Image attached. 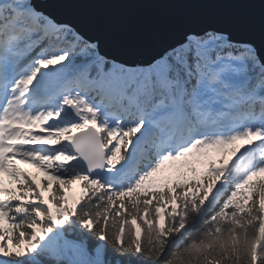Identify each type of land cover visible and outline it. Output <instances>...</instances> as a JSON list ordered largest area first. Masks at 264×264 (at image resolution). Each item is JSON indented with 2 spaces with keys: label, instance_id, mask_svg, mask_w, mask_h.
I'll return each mask as SVG.
<instances>
[{
  "label": "snow or ice",
  "instance_id": "6c2138e0",
  "mask_svg": "<svg viewBox=\"0 0 264 264\" xmlns=\"http://www.w3.org/2000/svg\"><path fill=\"white\" fill-rule=\"evenodd\" d=\"M0 264H264V47L208 28L128 63L0 0Z\"/></svg>",
  "mask_w": 264,
  "mask_h": 264
},
{
  "label": "water",
  "instance_id": "95a60500",
  "mask_svg": "<svg viewBox=\"0 0 264 264\" xmlns=\"http://www.w3.org/2000/svg\"><path fill=\"white\" fill-rule=\"evenodd\" d=\"M38 8L97 40L106 56L141 63L189 31L231 32L264 47V0H34Z\"/></svg>",
  "mask_w": 264,
  "mask_h": 264
},
{
  "label": "trees",
  "instance_id": "16d2710c",
  "mask_svg": "<svg viewBox=\"0 0 264 264\" xmlns=\"http://www.w3.org/2000/svg\"><path fill=\"white\" fill-rule=\"evenodd\" d=\"M19 167H21L22 169H24V170L27 171V172H30V173L36 175V177H37V179H38V181H39V178H40L41 176H40V175L38 174V172H37L33 167H31L29 164L19 163ZM4 180H7V181L11 182V186H10V187H14V186H15V185H14V182L10 181L7 177H5ZM76 187H77L76 185H73V190H74V188H76ZM77 191H78V189H75V190H74V194H75Z\"/></svg>",
  "mask_w": 264,
  "mask_h": 264
},
{
  "label": "rangeland",
  "instance_id": "374dc122",
  "mask_svg": "<svg viewBox=\"0 0 264 264\" xmlns=\"http://www.w3.org/2000/svg\"><path fill=\"white\" fill-rule=\"evenodd\" d=\"M222 154L221 149H212L211 152L209 153V157L214 158V157H219ZM77 189V187H76Z\"/></svg>",
  "mask_w": 264,
  "mask_h": 264
}]
</instances>
